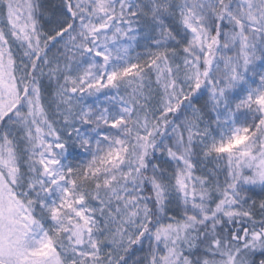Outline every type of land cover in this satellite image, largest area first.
<instances>
[{
    "label": "snow or ice",
    "instance_id": "snow-or-ice-1",
    "mask_svg": "<svg viewBox=\"0 0 264 264\" xmlns=\"http://www.w3.org/2000/svg\"><path fill=\"white\" fill-rule=\"evenodd\" d=\"M0 264H264V0H0Z\"/></svg>",
    "mask_w": 264,
    "mask_h": 264
}]
</instances>
